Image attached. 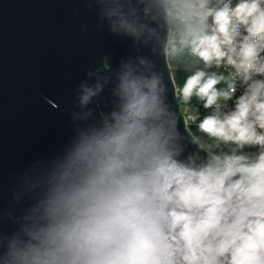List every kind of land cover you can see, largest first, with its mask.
<instances>
[{
	"label": "clouds",
	"instance_id": "1",
	"mask_svg": "<svg viewBox=\"0 0 264 264\" xmlns=\"http://www.w3.org/2000/svg\"><path fill=\"white\" fill-rule=\"evenodd\" d=\"M98 3L135 54L17 176L0 264H264V0Z\"/></svg>",
	"mask_w": 264,
	"mask_h": 264
},
{
	"label": "water",
	"instance_id": "2",
	"mask_svg": "<svg viewBox=\"0 0 264 264\" xmlns=\"http://www.w3.org/2000/svg\"><path fill=\"white\" fill-rule=\"evenodd\" d=\"M90 3L0 0V231L15 228L7 211L26 204L13 198L19 173L71 134L78 86L95 79L87 72L104 55L115 68L135 54L130 38L100 23L98 0Z\"/></svg>",
	"mask_w": 264,
	"mask_h": 264
}]
</instances>
